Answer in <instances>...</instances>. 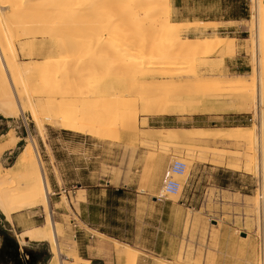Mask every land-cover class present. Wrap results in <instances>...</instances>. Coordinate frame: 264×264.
I'll return each instance as SVG.
<instances>
[{
  "label": "rangeland",
  "instance_id": "1",
  "mask_svg": "<svg viewBox=\"0 0 264 264\" xmlns=\"http://www.w3.org/2000/svg\"><path fill=\"white\" fill-rule=\"evenodd\" d=\"M252 4L251 0H170L169 19L183 24L182 39L219 36L230 37L234 42L232 55L200 58L207 61L203 64L198 60L195 64L199 74L222 79L255 76L252 67L261 54H252L251 41L255 34L264 30V25L254 32L251 30ZM244 13H247L246 18H242ZM234 18L239 22L208 21ZM19 42L17 47L26 40ZM258 42L264 45V38ZM186 70L182 69V72ZM260 73L264 75V69ZM122 84L139 95L150 92L149 87L139 82L124 81ZM226 101L227 105L240 106L236 96ZM69 103L72 106L77 101ZM220 105L213 103V106ZM40 114L45 140L39 137L29 112L11 117L0 114V142L9 132L17 143L0 154V170L4 172L11 166L27 142L35 141L49 181L50 210L61 229L58 240L64 249L75 248L73 258L66 259L64 264H121L116 260L113 248L109 250L105 246L103 249L100 245V242L111 245L112 237L107 233L122 238L120 242L134 248L137 264L264 263V237L261 238L264 220L259 218L262 216L257 205L260 178L264 174L258 175L254 164L257 139L253 142L158 140L165 127L215 130L257 124L258 119L251 113L194 114L200 115L196 117L201 122L185 119L162 124L155 121L168 116L175 120L184 115H138L123 130H117L119 133L113 140L63 130L57 122L47 124L44 116L50 111L43 110ZM146 134L152 137H144ZM49 147L54 151L55 161L47 157ZM174 160H180L186 166L183 175L173 176L180 183L179 191L156 202L153 199L171 176L170 165ZM237 160H240V167L235 169L233 165ZM58 171L64 174L65 180L54 182L52 173L57 176ZM108 189L123 190L124 194L118 198L108 193ZM187 190L194 194L191 199L186 198ZM262 190L264 193V187ZM43 217L40 207L15 212L10 220L0 213V235L17 243L20 252L26 249L43 253L44 259L39 264H49L52 255L47 243L27 240L23 245L19 243L20 234L42 224ZM260 226L263 235H260ZM101 231L107 232L104 233L107 238L98 235ZM22 258L30 261L25 252H22Z\"/></svg>",
  "mask_w": 264,
  "mask_h": 264
},
{
  "label": "bare ground",
  "instance_id": "2",
  "mask_svg": "<svg viewBox=\"0 0 264 264\" xmlns=\"http://www.w3.org/2000/svg\"><path fill=\"white\" fill-rule=\"evenodd\" d=\"M251 2L254 32L264 25V0ZM169 9L170 0H0V114L29 112L42 140L46 136L40 118L43 110L50 111L44 116L49 125L57 122L63 130L113 140L117 130L138 115L251 113L257 124L215 130L165 127L158 140L257 139L254 164L257 174H264V75L260 73L264 45L258 42L264 30L251 41L252 54H261L252 67L255 76L205 77L195 64L211 55H232V38L182 39L183 24L169 19ZM21 39L26 42L17 47ZM124 81L142 83L150 92L136 94L123 86ZM231 96L240 106L227 105ZM71 100L77 103L69 106ZM214 102L221 105L213 106ZM5 136L0 154L17 144L11 133ZM34 142H27L11 166L0 170V213L10 220L15 212L40 207L42 224L23 231L19 243L45 242L52 255L49 264H64L73 258L75 248L64 249L58 240L61 229L50 210L49 181ZM47 156L53 157L50 149ZM239 161L233 168L240 167ZM263 187L261 176L257 205L262 216L258 217L264 220ZM111 246L119 263L137 264V253L130 245L111 238Z\"/></svg>",
  "mask_w": 264,
  "mask_h": 264
},
{
  "label": "crops",
  "instance_id": "3",
  "mask_svg": "<svg viewBox=\"0 0 264 264\" xmlns=\"http://www.w3.org/2000/svg\"><path fill=\"white\" fill-rule=\"evenodd\" d=\"M209 22H216V23H231V22H239L238 20H236V19H232V20H224V21H217V20H208ZM201 22H207V21H201ZM196 116H200V115H190V116H188V115H184V116H178V117H175V120H173L172 118H170L169 116L168 117H160V120H158V121H155V122H158V123H178V122H183V120H185V119H187V120H190L191 122H201V120H198V117H196ZM195 117L197 118V119H195ZM148 122H151V119H148ZM49 149H50V151L52 152V155H53V157H52V159L55 161V154H54V151L52 150V148L51 147H49ZM48 157V156H47ZM48 159L50 160V158L48 157ZM52 176H53V181L54 182H58L59 180L60 181H64L65 180V178H64V174H62V173H60L59 171H58V175L56 176L55 175V173H52ZM58 177H59V179H58ZM117 190V189H116ZM136 191V190H135ZM85 192H88L87 191V189H85ZM140 193H144V191H140ZM82 194V193H81ZM194 196V194L191 192V190H187V194H186V198H192ZM150 198H152V197H150ZM154 200V199H153ZM156 202H158V201H156ZM29 229V228H28ZM100 233H102V234H104V233H107V232H104V231H101ZM108 235H109V237H112L113 239H116V240H118V241H120V239L122 240V238H119L118 236H116V235H113V234H109V233H107ZM104 235H106V234H104ZM100 245H101V247L104 249V247L106 246V247H108V249L110 250V249H112V247H111V245H108V244H104L103 242H100Z\"/></svg>",
  "mask_w": 264,
  "mask_h": 264
},
{
  "label": "built area",
  "instance_id": "4",
  "mask_svg": "<svg viewBox=\"0 0 264 264\" xmlns=\"http://www.w3.org/2000/svg\"><path fill=\"white\" fill-rule=\"evenodd\" d=\"M185 164L180 160H174L170 165L171 176L166 179L158 192L154 197L155 201H162L169 195H175L179 191L180 183L173 178V176H181L185 172Z\"/></svg>",
  "mask_w": 264,
  "mask_h": 264
},
{
  "label": "flooded vegetation",
  "instance_id": "5",
  "mask_svg": "<svg viewBox=\"0 0 264 264\" xmlns=\"http://www.w3.org/2000/svg\"><path fill=\"white\" fill-rule=\"evenodd\" d=\"M13 246H14V243L10 239L5 238L4 236L0 235V257L1 258L3 259L8 258L13 252ZM30 253H31V257H30V261L28 262L29 264H39L43 261L44 259L43 253L36 251V250H30Z\"/></svg>",
  "mask_w": 264,
  "mask_h": 264
},
{
  "label": "water",
  "instance_id": "6",
  "mask_svg": "<svg viewBox=\"0 0 264 264\" xmlns=\"http://www.w3.org/2000/svg\"><path fill=\"white\" fill-rule=\"evenodd\" d=\"M22 252H25L27 256L31 257V253L29 250L22 249ZM22 252H20L19 245L15 243L13 246V252L8 258L3 259L0 257V264H29L28 259L22 258Z\"/></svg>",
  "mask_w": 264,
  "mask_h": 264
},
{
  "label": "trees",
  "instance_id": "7",
  "mask_svg": "<svg viewBox=\"0 0 264 264\" xmlns=\"http://www.w3.org/2000/svg\"><path fill=\"white\" fill-rule=\"evenodd\" d=\"M246 4H244V6H245ZM244 12H247V7H244ZM246 16H247V13H244V15H243V17L242 18H246ZM234 19H238V18H234ZM65 132V131H64ZM108 193H110V194H113V195H115L116 197H122L123 196V194H124V191L123 190H119V189H108Z\"/></svg>",
  "mask_w": 264,
  "mask_h": 264
}]
</instances>
